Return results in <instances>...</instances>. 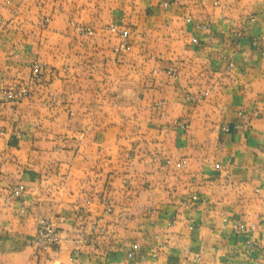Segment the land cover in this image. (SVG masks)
Returning a JSON list of instances; mask_svg holds the SVG:
<instances>
[{
	"label": "crops",
	"instance_id": "crops-1",
	"mask_svg": "<svg viewBox=\"0 0 264 264\" xmlns=\"http://www.w3.org/2000/svg\"><path fill=\"white\" fill-rule=\"evenodd\" d=\"M36 61L0 105V264H264V0H0V87Z\"/></svg>",
	"mask_w": 264,
	"mask_h": 264
},
{
	"label": "built area",
	"instance_id": "built-area-1",
	"mask_svg": "<svg viewBox=\"0 0 264 264\" xmlns=\"http://www.w3.org/2000/svg\"><path fill=\"white\" fill-rule=\"evenodd\" d=\"M77 31H79L82 34H87V35H92L94 34V31L91 28L85 27V26H77L75 28ZM119 33V38H120V43L118 46L115 47V52L120 54L123 52H126L130 45H129V33L126 30H118ZM39 68L38 66H35V69L33 71V80L35 78L39 79ZM169 72H171L172 74H175V70L170 68ZM28 93V90L26 87H19L17 89H11V90H5V89H0V105L2 104H6L8 102H12V101H16L19 100L21 98H23L24 96H26ZM209 95V91L205 90L202 94L198 95V96H191L189 99L192 100H199L202 99L206 96ZM258 113V112H256ZM185 128H189L188 124H184L182 125ZM237 129H241L242 125L241 124H237L236 125ZM226 130H228V128L226 127ZM169 163V161H168ZM186 160L185 159H181L176 163V167L178 169H181L183 167L186 166ZM22 188L21 187H15L11 190L12 195L14 196H21L22 195ZM194 200H196V196L193 197ZM190 205L188 204L187 207H189ZM108 210H110L109 208H107ZM238 229H243L241 226ZM37 240L39 242V244L41 246H43V248H47V247H53V246H57L59 245L61 238L59 235V232L57 230V227L55 225V223H53L50 220H47L45 218H41L38 221V230H37ZM249 249H253V245L249 244ZM138 249V248H137ZM137 250H134L133 252L130 253V256L132 258L135 257ZM145 256H143L142 254L139 255V261L144 260Z\"/></svg>",
	"mask_w": 264,
	"mask_h": 264
},
{
	"label": "rangeland",
	"instance_id": "rangeland-1",
	"mask_svg": "<svg viewBox=\"0 0 264 264\" xmlns=\"http://www.w3.org/2000/svg\"><path fill=\"white\" fill-rule=\"evenodd\" d=\"M77 26H85V27H88V26H86V25H82V24H77V25H75V28L77 27ZM74 28V30H75V32L77 33V34H79V35H83V36H92V35H87V34H82V33H80L79 31H77L76 29ZM89 28V27H88ZM93 30V29H92ZM35 66H38V68H39V74H38V76H39V79H37V78H35L34 80L32 79L33 78V71H34V69H35ZM45 75V68H44V66L41 64V62H39V61H36V62H34L33 63V65H32V67H31V76H30V79H29V81H28V83H13V84H11V85H8V86H1L0 87V89L2 88V89H5V90H11V89H17V88H19V87H26L27 88V90H28V93L27 94H29V92H30V88L34 85V84H39L42 80H43V76ZM24 97H26V96H24ZM23 97V98H24ZM22 99V98H21ZM20 100V99H19ZM19 100H16V101H19ZM13 102V101H12ZM9 103V102H8ZM7 104V103H6ZM16 187H21V186H16ZM15 188V187H14ZM22 188V187H21ZM13 189V188H12ZM11 189V190H12ZM10 190V191H11ZM22 190H23V188H22ZM11 193V192H10ZM11 195H12V193H11ZM22 195H23V191H22ZM21 195V196H22ZM13 197H17V196H14V195H12ZM21 196H19V197H21ZM41 218H45V217H40L39 219H41ZM39 219H38V221H39ZM45 219H47V218H45ZM47 220H49V219H47ZM51 221V220H50ZM53 222V221H52ZM54 223V222H53ZM56 225V224H55ZM37 230H38V226H37ZM36 244H37V246L40 248V249H43V246H41L40 244H39V242H38V240H37V234H36ZM60 244V243H59ZM58 246V245H57Z\"/></svg>",
	"mask_w": 264,
	"mask_h": 264
}]
</instances>
